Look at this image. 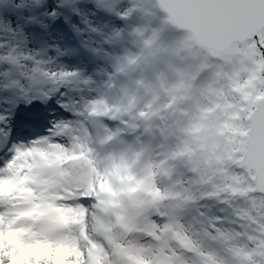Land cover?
Returning a JSON list of instances; mask_svg holds the SVG:
<instances>
[{
	"label": "rangeland",
	"instance_id": "1",
	"mask_svg": "<svg viewBox=\"0 0 264 264\" xmlns=\"http://www.w3.org/2000/svg\"><path fill=\"white\" fill-rule=\"evenodd\" d=\"M104 2L120 26L109 27V46L114 51L106 57L107 67L97 72L108 80L103 84L108 86L99 96H94L92 87V99L82 108L90 104L107 119L102 139L112 145V151L99 159L90 156V145L85 147L94 167V195L105 192L124 199V213L115 224L124 237L137 232L152 235L157 242L153 253L165 245L160 264H243L245 241L236 239L242 230L237 224L247 227L249 213L259 214L264 207V198L255 194L251 184L252 174L241 165L246 118L264 94L261 69L249 63L248 44L213 58L197 50L186 34L170 28L153 0ZM120 5L127 6L123 17ZM134 41L135 50L131 48ZM122 63L129 68L110 84L113 65ZM84 79L91 82L89 77ZM128 129L139 132L132 143L138 145L134 151L126 150ZM124 144L127 147L121 149ZM73 148L62 163L79 156V148L75 152ZM124 158L129 162L124 163ZM149 211L166 218L163 228L157 229L148 218ZM187 215L195 224L188 222ZM213 225L215 239L208 235ZM193 232L199 238L194 239ZM37 236L44 238L37 231L32 240ZM70 240L77 241L69 237L49 255L37 250L50 258L54 252L61 264L69 255L76 257V264H83L77 244L68 251ZM58 247L66 252L57 256ZM106 247L119 264H157L138 241L118 238ZM91 250L99 254L93 256ZM183 253L194 258L183 259ZM89 259L91 264L110 262L105 247L97 243L89 249Z\"/></svg>",
	"mask_w": 264,
	"mask_h": 264
},
{
	"label": "snow or ice",
	"instance_id": "2",
	"mask_svg": "<svg viewBox=\"0 0 264 264\" xmlns=\"http://www.w3.org/2000/svg\"><path fill=\"white\" fill-rule=\"evenodd\" d=\"M110 7L104 0H0V185L23 182L38 195L32 181L47 178L51 160L68 153L80 125L92 134L79 113L92 99L90 89L104 81L97 72L114 51L109 27H119L120 21L107 10ZM125 7L120 5L121 17ZM199 7L225 39L248 38L249 63L253 69L259 65L264 78V0H199ZM84 191L56 206L84 209L85 232L81 236L77 229V247L83 264H91L89 249L98 242L91 206L99 196ZM13 198V192L0 196V264H61L54 252L50 258L37 250L43 239L24 236L17 242L21 222L5 216ZM249 216L247 227L237 224L242 230L236 239L245 241L242 261L264 264V207ZM166 222L160 217L154 223L159 230ZM215 233L213 225L208 235L215 239ZM25 249L32 251L25 254ZM105 250L111 259V250ZM63 264H76V257L66 256Z\"/></svg>",
	"mask_w": 264,
	"mask_h": 264
},
{
	"label": "water",
	"instance_id": "3",
	"mask_svg": "<svg viewBox=\"0 0 264 264\" xmlns=\"http://www.w3.org/2000/svg\"><path fill=\"white\" fill-rule=\"evenodd\" d=\"M153 1L171 28L188 34L194 47L213 58L225 57L233 47H244L249 43L244 35L225 39L215 32L199 7V0ZM246 124L241 165L252 174L255 194L264 198V94L255 102Z\"/></svg>",
	"mask_w": 264,
	"mask_h": 264
},
{
	"label": "bare ground",
	"instance_id": "4",
	"mask_svg": "<svg viewBox=\"0 0 264 264\" xmlns=\"http://www.w3.org/2000/svg\"><path fill=\"white\" fill-rule=\"evenodd\" d=\"M107 67V66H106ZM99 76V75H98ZM89 78H91V77H89ZM106 81H108V80H106ZM105 79H104V81L101 83L102 84V88H103V90L105 89V87L106 86H108V84H105V85H103L105 82ZM104 86V87H103ZM102 90V91H103ZM85 111V110H84ZM106 121H107V119H105ZM135 130L133 129V130H131V132H134ZM129 135V133H127V135L126 136H128ZM149 136V135H148ZM74 139H76V143H77V145H79V155L80 156H83V158H87V155H88V153H87V151H86V149H85V147L87 146V145H89L88 144V139H86L85 137H83L82 135H77L76 137H74ZM148 139H149V142H151V136H149L148 137ZM123 147L124 148H126L127 146L124 144L123 145ZM78 148H76V150L78 149ZM123 148V149H124ZM131 149V150H135V149H137L138 148V145L137 144H130V145H128V147L126 148V150H128V149ZM147 152V151H146ZM70 154V152L68 151V153L67 154H62V155H57V156H55L54 158L55 159H61L62 160V158L63 157H65V156H67V155H69ZM53 158V159H54ZM122 158V157H121ZM123 162L124 163H128L129 162V159H127V158H124L123 159ZM103 166V164H101V163H99L98 164V169L99 170H101V167ZM125 169V168H124ZM119 173H122L121 171H119L118 172V176H119ZM118 178V177H117ZM117 180H119V179H117ZM117 180H115V182H117ZM32 183L33 184H35V187H36V185H37V183L35 182V181H32ZM57 183H60L61 184V186L62 185H64L65 183H63L62 181H58ZM6 192H13L14 194H15V196H20V197H26V198H28V199H30L31 201H33L34 203H35V201H36V195H34V193H33V190L32 189H28V188H25L24 187V185H23V182H20V183H18V184H16V185H13V186H5V185H0V196H4L5 195V193ZM51 192H52V194H54V193H56V192H58V187H54L52 190H51ZM13 199H11V200H9L8 202H7V208H8V205H9V203L12 201ZM123 201H124V199H123ZM122 201V202H123ZM107 205H108V203H107ZM114 205V201L112 202V203H110V205H109V207H108V209H106V208H102V209H99L98 211L100 212V214L101 215H107V214H109V210H110V208L112 207ZM125 209V208H124ZM123 209V210H124ZM91 211H93L94 213H95V211H97V210H95L94 208H93V205L91 206ZM97 211V212H98ZM61 212V215L63 216L64 215V212H65V210H61L60 211ZM73 213L75 214L76 213V211H73ZM79 214V213H78ZM5 215H6V213H5ZM78 217H81L80 215L78 216ZM99 232H101V231H99ZM37 239H43L44 240V245L43 246H39L38 248H40V249H42V250H44V253H46V255H49V253L51 252V250L57 245L56 243V241H54V240H52V239H47V238H40V237H35L34 238V240H37ZM68 239L66 238L65 240H64V243L67 241ZM49 241H51V243L49 242ZM18 242H19V240H18ZM67 245H68V251H71V250H73V246L74 245H76V244H78V242L77 241H74V243H73V241L71 242V240L69 241V242H67L66 243ZM104 247L106 248V246L104 245ZM110 249V248H109ZM111 250V249H110ZM32 251V249H25V253L26 254H28L29 252H31Z\"/></svg>",
	"mask_w": 264,
	"mask_h": 264
}]
</instances>
